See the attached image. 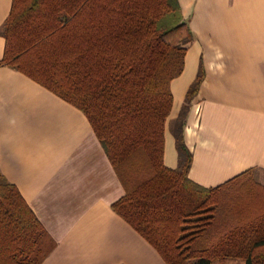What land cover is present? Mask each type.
Here are the masks:
<instances>
[{
	"label": "trees",
	"instance_id": "obj_1",
	"mask_svg": "<svg viewBox=\"0 0 264 264\" xmlns=\"http://www.w3.org/2000/svg\"><path fill=\"white\" fill-rule=\"evenodd\" d=\"M0 32L1 64L87 116L125 189L113 211L166 264H264V186L252 171L217 187L189 176L184 130L202 64L169 124L178 167L164 163L171 82L194 39L179 0H13ZM55 246L0 172V264H42Z\"/></svg>",
	"mask_w": 264,
	"mask_h": 264
},
{
	"label": "crops",
	"instance_id": "obj_2",
	"mask_svg": "<svg viewBox=\"0 0 264 264\" xmlns=\"http://www.w3.org/2000/svg\"><path fill=\"white\" fill-rule=\"evenodd\" d=\"M13 0H0V30ZM194 39L173 107L164 163L179 164L170 122L202 64L184 130L190 178L217 187L252 171L264 186V0H179ZM5 38L0 32V62ZM0 172L55 240L42 264H166L112 204L125 189L79 108L0 63Z\"/></svg>",
	"mask_w": 264,
	"mask_h": 264
},
{
	"label": "rangeland",
	"instance_id": "obj_3",
	"mask_svg": "<svg viewBox=\"0 0 264 264\" xmlns=\"http://www.w3.org/2000/svg\"><path fill=\"white\" fill-rule=\"evenodd\" d=\"M187 94V93H186Z\"/></svg>",
	"mask_w": 264,
	"mask_h": 264
}]
</instances>
